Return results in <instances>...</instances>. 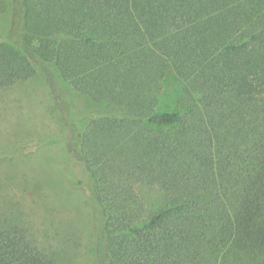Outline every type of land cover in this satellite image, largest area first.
I'll use <instances>...</instances> for the list:
<instances>
[{
  "label": "trees",
  "instance_id": "obj_1",
  "mask_svg": "<svg viewBox=\"0 0 264 264\" xmlns=\"http://www.w3.org/2000/svg\"><path fill=\"white\" fill-rule=\"evenodd\" d=\"M15 2L0 90L53 67L113 110L74 141L94 264H264V0ZM0 264L56 263L11 226Z\"/></svg>",
  "mask_w": 264,
  "mask_h": 264
},
{
  "label": "rangeland",
  "instance_id": "obj_2",
  "mask_svg": "<svg viewBox=\"0 0 264 264\" xmlns=\"http://www.w3.org/2000/svg\"><path fill=\"white\" fill-rule=\"evenodd\" d=\"M15 3L0 0V33L18 43ZM54 71L0 90V231L24 228L56 264H94L93 209L74 141L90 118L113 110L94 105ZM137 191L150 208L166 204L158 188Z\"/></svg>",
  "mask_w": 264,
  "mask_h": 264
}]
</instances>
